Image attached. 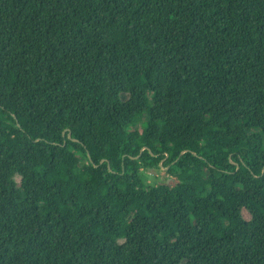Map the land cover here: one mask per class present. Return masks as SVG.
Here are the masks:
<instances>
[{
    "label": "trees",
    "instance_id": "obj_1",
    "mask_svg": "<svg viewBox=\"0 0 264 264\" xmlns=\"http://www.w3.org/2000/svg\"><path fill=\"white\" fill-rule=\"evenodd\" d=\"M0 264H264V0H0Z\"/></svg>",
    "mask_w": 264,
    "mask_h": 264
},
{
    "label": "rangeland",
    "instance_id": "obj_2",
    "mask_svg": "<svg viewBox=\"0 0 264 264\" xmlns=\"http://www.w3.org/2000/svg\"><path fill=\"white\" fill-rule=\"evenodd\" d=\"M96 128H97V125H94V126H93V129H96ZM146 174H147L148 176H151V175L153 174V172H149V173L146 172ZM153 175H154V174H153ZM153 175H152V176H153Z\"/></svg>",
    "mask_w": 264,
    "mask_h": 264
}]
</instances>
